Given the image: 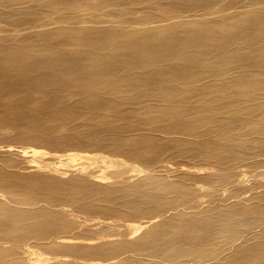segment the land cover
I'll return each instance as SVG.
<instances>
[{"label": "bare ground", "instance_id": "6f19581e", "mask_svg": "<svg viewBox=\"0 0 264 264\" xmlns=\"http://www.w3.org/2000/svg\"><path fill=\"white\" fill-rule=\"evenodd\" d=\"M231 10L132 31L98 26L97 38L0 45V137L12 129L36 146L124 153L144 168L123 165L103 183L25 160L34 149H2L25 167L0 164V264H37L24 261L28 242L42 264H264V0ZM209 79L216 88L202 85ZM133 83L155 90L119 92ZM210 91L217 96L197 112L187 96L204 104ZM116 97L129 99L131 116L144 111L133 123H155L160 135L114 124L119 113L105 110ZM175 149L213 169L197 175L148 160ZM137 216L135 238L62 234L97 218L129 227Z\"/></svg>", "mask_w": 264, "mask_h": 264}, {"label": "rangeland", "instance_id": "374dc122", "mask_svg": "<svg viewBox=\"0 0 264 264\" xmlns=\"http://www.w3.org/2000/svg\"><path fill=\"white\" fill-rule=\"evenodd\" d=\"M243 1L245 0H0V45L34 47L54 44L66 40L68 37L74 39H82L84 37L97 38L96 29L100 28L98 26H102L105 29L119 28L122 30L121 26L127 25V30H130L128 29L129 26L136 29L138 26H150L154 23H174L181 20L183 16L195 17L205 8H210V10L215 12H220L222 9L231 10V5L242 6ZM231 13L234 14L232 10ZM165 15H168L167 20L164 19ZM74 49H78V42L75 43V47L71 48V50ZM204 78L207 77H202L201 79ZM215 83L214 79H209L204 81L202 85L210 84L212 86L211 89H213L216 88ZM176 86L181 87L175 83L168 84V87ZM118 90L120 93L127 92L135 95L139 94L138 91L140 90L152 91L155 88L133 83L127 88L119 87ZM215 91L218 92V90ZM212 92H209L204 104H201L200 101L203 100L194 97V94L187 97L192 98L194 108L197 109V112H200L205 105L217 96V94H212ZM116 93L118 92L116 91ZM173 100V103L177 102L176 99ZM128 102L130 101L126 97H116L111 100V103H114L112 105L114 108L106 109L105 113L111 115L112 111H116L119 115L116 116L114 124L138 129L136 133L133 130L130 134L140 135L150 132L160 135L152 127L155 123L140 127L139 121L136 124L132 122L144 114V111L139 116H131L130 107L125 104ZM148 103L157 102L156 100H150ZM136 113L138 114L137 111ZM209 132H211V128L210 124L207 123L202 129V134ZM15 135V131L9 129L3 132L0 137V164H3L2 159H7L11 166L15 164V167L9 166L10 169L20 170L25 167L24 161L27 160L33 161L39 167L49 164L69 174L72 172H92L93 179L98 175H102L105 177L102 179L103 183H113V174L116 171L125 169L123 165L140 169L137 173H140L141 169L144 170L137 159L124 153L113 154L102 150L87 151L63 147L50 149L33 145L28 141H18ZM4 148H13L15 151L34 149L37 152L34 154L29 153L27 155L29 158L23 160L24 158L16 152L10 155L2 151ZM163 151L164 154L161 156L150 154L148 160L150 162L158 160L174 168H195L198 171L197 175H204L213 169V165L197 158V154L194 151L180 152L178 149L170 153L166 150ZM54 168L48 167L45 168V171L54 173ZM242 170H246V167L243 166ZM156 171L164 173L162 169L156 168ZM173 171L177 170L174 169ZM173 171L171 170L170 172ZM246 177L240 176L239 180L242 181ZM79 220L82 221V217H79ZM92 220L86 224H82V222L76 223V227L72 231L62 234L85 238H98V236L118 234L114 236L119 239L135 238L140 235L141 230L135 232L134 227L141 225L143 221L141 216H137L134 221H127L130 225H134L123 227L118 226L113 219L97 218ZM98 222L100 224H95ZM86 226H89L88 229ZM23 245L29 247V252L25 253L24 261L42 264L39 260L41 259L40 250L34 247L31 242ZM19 255L23 257L21 254ZM85 262L89 263L88 261Z\"/></svg>", "mask_w": 264, "mask_h": 264}]
</instances>
